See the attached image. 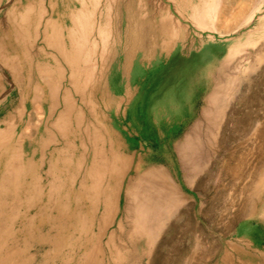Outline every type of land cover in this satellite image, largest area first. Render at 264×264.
Wrapping results in <instances>:
<instances>
[{
  "label": "rangeland",
  "instance_id": "1",
  "mask_svg": "<svg viewBox=\"0 0 264 264\" xmlns=\"http://www.w3.org/2000/svg\"><path fill=\"white\" fill-rule=\"evenodd\" d=\"M0 95V264L264 259V0H0Z\"/></svg>",
  "mask_w": 264,
  "mask_h": 264
},
{
  "label": "bare ground",
  "instance_id": "2",
  "mask_svg": "<svg viewBox=\"0 0 264 264\" xmlns=\"http://www.w3.org/2000/svg\"><path fill=\"white\" fill-rule=\"evenodd\" d=\"M262 33V32H261ZM262 39V38H261ZM259 60V59H258ZM258 62V61H257ZM259 63V62H258ZM257 68V67H256ZM3 71V70H2ZM4 73V71H3ZM8 78V76L6 75ZM45 79V77L43 78ZM13 82V81H11ZM5 86V85H4ZM9 92V91H8ZM2 94V93H1ZM4 94V93H3ZM1 97V95H0ZM5 97V96H4ZM3 99V98H2ZM30 102V101H29ZM16 118V117H15ZM37 119V120H36ZM47 121L49 117L46 118ZM28 126L30 127L31 125L35 124L36 121L38 122V117H37V112L34 113L30 119H29ZM39 121H43V119H40ZM40 122V123H41ZM45 122V121H44ZM259 123V122H258ZM12 126L14 127L13 123H11ZM10 124V125H11ZM5 125V124H4ZM18 125V124H17ZM9 127V126H8ZM256 128V127H255ZM7 129V128H6ZM5 128L0 126V159H6L5 162H2L3 166H0V191L3 193L5 191V186L6 185L4 182L8 178H13L21 175V172H25V182L28 181L29 184H27L28 187H26V191L29 190V185H32V180H34V177L31 175L29 169L31 168V162L33 161L32 158L26 157V154H24V149H23V140L22 138H17L13 139L8 136V133ZM255 133V132H254ZM260 133H262L260 131ZM36 134V131L34 130L33 132H28L26 134L28 137H33ZM264 135V134H263ZM16 136V135H15ZM35 153V152H34ZM36 154V153H35ZM27 158V159H26ZM26 168V170H25ZM264 172V171H263ZM261 173V172H260ZM259 173V174H260ZM263 176V173L260 174ZM262 178V177H261ZM260 179V178H259ZM264 180V179H261ZM258 182V181H257ZM262 181H260L261 183ZM255 183V182H254ZM263 183V182H262ZM259 190V189H258ZM31 192V190H30ZM250 192V191H249ZM251 206V205H250ZM251 212V211H250ZM232 247V246H231ZM233 249V247H232ZM239 251V250H238ZM230 254V253H229ZM249 254V253H248ZM252 254V252H251ZM244 255V254H243ZM261 253L257 252V254L252 255L251 257L248 258L245 262L242 264H264V259L261 261ZM224 264H233L232 260L225 259Z\"/></svg>",
  "mask_w": 264,
  "mask_h": 264
}]
</instances>
